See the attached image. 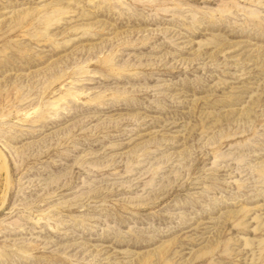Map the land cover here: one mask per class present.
<instances>
[{"label":"rangeland","instance_id":"obj_1","mask_svg":"<svg viewBox=\"0 0 264 264\" xmlns=\"http://www.w3.org/2000/svg\"><path fill=\"white\" fill-rule=\"evenodd\" d=\"M0 264H264V0H0Z\"/></svg>","mask_w":264,"mask_h":264}]
</instances>
